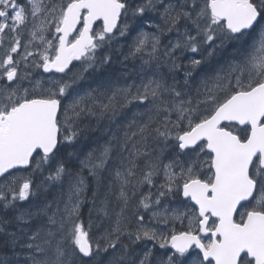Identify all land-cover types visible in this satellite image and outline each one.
I'll use <instances>...</instances> for the list:
<instances>
[{
	"label": "snow or ice",
	"instance_id": "6c2138e0",
	"mask_svg": "<svg viewBox=\"0 0 264 264\" xmlns=\"http://www.w3.org/2000/svg\"><path fill=\"white\" fill-rule=\"evenodd\" d=\"M162 3L163 0H144L139 5L128 0H68L66 4L62 0H24L23 3L0 0V41L5 39V32L17 33L31 24V41L43 45L44 52L26 51L22 60L36 55L42 63H35V68L44 73L62 74L73 61L95 59L90 54L103 47L101 42H110L114 32L126 35L129 15L144 17ZM160 18L161 25L147 27L156 28L161 34L176 33V43L164 52L168 58L177 50L197 53L203 45H212L213 49L226 41L242 45L241 64L228 70L235 79L225 77L226 83L217 80L222 86L209 90L197 104V109L200 104L211 105L210 114L195 123V110L180 102L168 105L161 99L166 93L177 97L181 93L157 81L136 89L135 96L131 95V89L120 90L102 105L106 112L116 110L118 105L127 107L151 101L148 111L152 115L147 122L125 135L124 147L130 144L132 152L127 171L116 173L121 183L118 199L126 207L130 195L135 194L131 189L147 185L156 191H149L139 201L145 211L160 205L164 197L179 194L197 207L198 211L192 214L194 219L189 222L188 230L180 234L169 231L167 235H158L151 227L142 226L143 215L137 216V230L131 233L124 231L117 219L112 233L117 240L105 236L102 238L105 243L101 244L90 235L91 222L85 225L79 219V205L83 200H77L71 207L66 206L59 220L55 215L44 213L53 227L29 237L31 242L26 246L41 254V259H33L32 264H99L102 253L117 248L121 232L133 244L151 242L153 247L167 250L162 252L159 264H188L193 259L191 254H195L198 264H264V0H183L178 7L166 6ZM94 26L98 31H94ZM189 26L193 31L181 33V28ZM49 30L58 39L55 49L45 36ZM148 42L151 43L148 54L155 56L159 51V36L147 34L137 41L133 55L143 53ZM20 51L21 41L16 37L14 45L0 59V177H6L13 169L42 170L46 165L55 164V175L47 179L59 182L66 175L65 167L59 163L60 151L76 143L77 122L81 117L93 114L86 102L89 98L82 97L62 106V97L71 98L72 84L59 79L50 80L46 88L41 81L32 82L29 88L22 87L29 77L21 71V59L14 58ZM200 63L195 60L193 67ZM228 84L233 85V91L222 102L217 101L218 92ZM186 103L191 105V101ZM92 104L95 106V101ZM151 139L175 141L177 150L189 158L207 152L210 155L203 160V165L211 170L210 175L199 176L203 171L199 159H193L186 168L178 164L161 168L158 158H151L148 150ZM110 154L111 148H105L97 158L99 163H93L89 157L86 166L91 175L95 176L96 170L103 168ZM140 159L145 160V170L137 179L136 161ZM160 173L164 183L157 186L153 178ZM83 185V179H77L76 196L83 193ZM32 189V183L25 181L15 194L8 197L0 194V204L7 210L17 202L29 201L34 195ZM100 211L107 216L106 208ZM159 217L160 213L153 212L152 219L158 223L170 219L165 216L161 221ZM176 218L175 214L171 217ZM17 219L27 224L30 217L21 215ZM151 256L149 248L139 264H152ZM124 258L122 253L121 259Z\"/></svg>",
	"mask_w": 264,
	"mask_h": 264
},
{
	"label": "rangeland",
	"instance_id": "374dc122",
	"mask_svg": "<svg viewBox=\"0 0 264 264\" xmlns=\"http://www.w3.org/2000/svg\"><path fill=\"white\" fill-rule=\"evenodd\" d=\"M63 3H67L68 0H62ZM143 3V2H142ZM171 5L172 7H177V4L173 3H167V6ZM161 12L163 11L160 10ZM151 13V12H150ZM52 18L49 17V21ZM132 16L127 19L128 28H127V34L126 35H115L114 38L110 40V42L103 43V47H100L97 49L95 53H91L92 56L96 57L97 53L102 50L103 48H106L108 45H110L109 53L112 54V56L118 60V68L120 71V81H115L116 83L109 86L108 84L100 81L97 82V80H90L86 77L82 76L84 66H76L72 72H70L65 77H49L47 75H38L34 76L35 71H39L40 69L35 68V63H42L40 61L39 57L36 55H33L29 58V60H22V57L26 51H33L37 53H43L44 52V46L41 45L40 47H34L35 43H38L37 41H28L26 42L21 54V71L26 72L28 74L29 79L23 81L22 87L29 88L32 82L35 81H41L42 87L46 88L49 86V81L53 79H59L63 83H71L72 88L69 90L70 96L62 97L61 100L63 101V106H66V104H71L73 100L80 99V98H89L87 99V104L89 108L91 109V112L93 110H97L99 113H105V111L102 110V105L106 104L108 100L113 96V94L117 93L120 90L125 89H131V95H136V89L141 88L143 85L147 84L150 81H157L161 82L166 88L173 89L175 91H178L181 93L179 97L171 95L170 93H166L164 96L161 97L162 100L165 101L166 104L171 105L175 102L184 103L186 107H189L193 110H195V115L193 116V123H195L198 119L203 118L204 116H207L210 114L212 110L211 105L206 104H200L199 108L197 109L198 102L202 101L205 97V94L213 89V88H220L222 85L217 84V80L221 79L223 81V78H227L228 80H234L235 76L229 74V68L233 65H240L241 64V53L237 55L238 59H233L232 61L230 59H225V53L230 50L231 47H238L241 44H237L233 41H226L222 45H218L215 49H213L212 45H203L200 48V51L197 53H191L187 51H181L177 50L176 53L172 54L171 58H168L164 56L165 51H170L172 45H174L177 41V35L175 32L173 33H165L161 34L157 29L149 30L147 28L142 30H136L134 29L136 19H133ZM39 18H37V21ZM144 24H149L146 21H143ZM161 20H156L154 22V25H161ZM32 31V27L29 26ZM180 27V26H178ZM181 33H183L185 30L191 32L193 29L189 26L187 29L181 28ZM98 31V29L96 30ZM6 33V32H5ZM4 33V35H5ZM147 34L149 37L152 36H159V51L156 52L155 56L149 55V50L151 49V43L148 42L145 45V51L143 53H137L133 55L134 48L136 46L137 41L141 38L142 35ZM46 39L50 40L54 46V49L57 44V38L55 37V34L52 30H49L45 33ZM20 36L18 33H15V38ZM215 43V42H214ZM242 46V45H241ZM10 49V46H6L4 48H0V59H3L4 56L7 54L8 50ZM100 53V52H99ZM50 54V53H49ZM228 55H231L228 54ZM19 58V57H17ZM199 58V59H198ZM184 59H186L184 61ZM200 60L201 63L198 67H193V63L195 60ZM97 58H95V61ZM173 61L175 62V67L173 66ZM92 60L85 61L86 65L88 67L91 65ZM29 64L31 67L25 68L24 65ZM247 77H242L241 79H246ZM226 83V81H223ZM233 91V85L228 84L227 87L219 91L217 94V101L222 102V97ZM224 92V93H223ZM35 95H39V92H35ZM92 101H95V106H93ZM187 101H191V105H187ZM151 105V101H149L148 104H138V103H132L127 107H120L117 106L116 110H113L114 112H121L124 111L127 113V116L125 118L126 120V126L123 128L121 132H116L114 136L110 138V144L106 145L104 143L105 148H111V154L110 158L108 159L107 163L103 166V168L96 170L97 174L95 176L90 174L89 167L86 166L87 161H82L79 165L80 167L86 169L89 174L88 178H81V177H75L72 176L71 178H67V174L61 178L59 182H53L49 181L47 177L49 175H55V164L52 165H46L42 170H36L34 167L27 173L24 172H17L12 174L10 177L6 178L3 183L0 186V194L5 195L6 197L11 196L15 194V191L19 186L25 182L30 181L33 185V192L36 188V192H34V195L30 197L29 201H26L24 203L25 207H22V205L19 206H13L12 209L16 210V213L14 214L15 222L17 221L18 225L17 227V233L20 235V238L13 239L15 236L14 232H12L14 229L11 228L12 231H10L8 228H10V224L5 223L4 214H3V207L2 204H0V228L3 230L0 231V237L5 238L10 242V245H15L19 248L24 255L27 256V258L33 261V259L40 260L41 254L35 253L33 249L28 248L26 245L30 243L29 237L41 230L47 231L48 228H43L45 220L46 224L51 227L48 223V215H55L57 217V220H59L63 214H64V204L65 208L71 207V203L76 202L77 200H83V203L79 206H83L84 202L86 201V198L88 196V201L90 203L87 205V213L86 216L81 217L80 220L83 221L85 225H88L90 222L92 224V231L90 235L92 237H95L97 240H100L101 244H104L105 241L102 239L105 236L111 237L112 240H117V236L112 235L114 229L116 228V221L119 219L121 221V227L126 232H134L137 230V216L143 215L146 217V215H150V217L153 215V212L160 213L159 219L161 221L164 220V217L167 216L170 219L167 220L166 223H161V228L158 229L156 226H152L148 223H145L143 226L151 227L153 230H156L158 235L160 233H164L165 235L168 234L169 231L173 233H181L183 231L188 230L189 222L194 219L193 213L198 211V209L191 204L190 201H187L183 199L182 195L175 194L172 196H166L163 199L168 202V205L166 207L167 212H165L163 209H158L160 205L163 203L161 200L160 205L154 206L155 210L145 211L142 207L139 205V201L143 198V196L147 195L149 191H156V188L149 189L147 185L141 186L138 189H131L132 192H134V195H130L129 201L127 206L125 207L123 205V202L118 199L121 189V183L116 178L117 171L123 173L127 171V167L129 164V159H131V152L132 147L131 145H127V147H124V140L126 134H131L135 131L134 125L130 127V125L136 124L142 125L143 124V115H152V113H149L148 109ZM96 111H94L95 113ZM108 112V111H106ZM131 115V117L128 116ZM203 113V115H202ZM161 117L163 116V113L159 114ZM201 115V116H200ZM87 115L82 116L81 119L77 122V131L79 132V137L74 145L65 146L69 149H74V147L77 145L80 135L82 132L81 126L82 122L88 120L86 118ZM137 117V122L133 120L132 117ZM129 118L131 120H129ZM173 119L175 116L173 115ZM85 119V120H84ZM147 119V117H146ZM91 127V128H90ZM94 129H92V126H88L85 131L93 130L95 131V128L98 129V131L101 129V126L97 123L93 125ZM182 127H186L182 125ZM136 140H139V137L135 138ZM97 140V139H96ZM95 140V142H96ZM158 140V139H156ZM98 141V140H97ZM102 141V139L100 140ZM103 142V141H102ZM98 143H96L97 145ZM155 141H153L150 145H154ZM149 145V146H150ZM100 148H97L100 157L103 153V149L101 151L102 143H99L97 145ZM104 148V149H105ZM157 149V153L163 154L162 160L163 165L161 167V164L159 163V160L157 161L161 168L168 164H178L183 167H188L191 165L193 159H199L201 165L203 166V171H200L198 174L201 178H206L207 175H210L211 170L206 167V165H203V160L208 158L210 154L207 152H202L199 154V157H192L189 158L185 153L179 152L175 146V141H167L166 143L163 141V144L161 143L159 148ZM167 149L171 152H167ZM195 151V150H194ZM102 152V153H101ZM97 154V153H96ZM160 155V156H161ZM120 159V160H119ZM169 160H171L169 162ZM142 159L136 161V172H137V179L143 174L145 170V165L141 164ZM59 163L62 164L60 158ZM95 163H99V159H96ZM120 164V165H119ZM36 176H34V175ZM75 177V178H73ZM77 179H83L84 181V191L80 196H76L74 194V185L77 181ZM50 183V188H59V192H55L56 196L54 198L55 201L49 202L47 204V199L42 198V204L43 206H40L38 203L40 197L37 195L38 191L37 189L40 187H43L46 185V183ZM153 182L155 185L158 186L159 183H164V177L163 173H160L153 178ZM106 184V186H105ZM63 187V188H62ZM106 187V188H104ZM115 188V189H113ZM113 189V190H112ZM11 190V191H10ZM44 191V189H41ZM92 191L91 194L89 191ZM117 191V194H115ZM59 193V196H58ZM108 193V196H107ZM140 193V195H139ZM63 195H65L63 197ZM138 198V204H134L133 202H130L132 200H135L137 196ZM32 202V203H31ZM58 204L56 205L55 203ZM130 202V203H129ZM31 203V204H30ZM102 208H108L109 210V216H105L101 213ZM121 208H123V215H120ZM133 208H137V210L140 211V213H136L133 211ZM11 209V208H10ZM9 210V209H7ZM250 209H245V211ZM33 211V212H32ZM47 213L48 215H45L44 213ZM18 213V217L21 215H28L30 217L29 223L24 224L20 223L18 221V217L16 214ZM176 215V219H171L173 215ZM163 216V217H162ZM124 220V221H123ZM145 220H147L145 218ZM171 220V222H170ZM149 221V220H148ZM153 222H156L154 220ZM152 224V223H151ZM49 227V228H50ZM161 231V232H158ZM17 234V236H18ZM15 236V237H17ZM124 238L128 241V236L124 235L123 232L119 234L118 242H117V248L116 249H110L107 253H102L99 257V264H139V261L144 257L146 252L149 248L152 249V264H159V258L162 255L163 251L167 250H160L158 248H155L152 246L151 242H146V248H144V251L142 254L140 253V250L137 251L138 244H133L134 247H136L135 251H123L122 245H125ZM205 240L208 238L205 237ZM129 245V244H128ZM12 246V247H13ZM124 253L125 258L121 259V254ZM193 256V259L188 262V264H198V261L195 259V254H191ZM3 264H12L8 260H4Z\"/></svg>",
	"mask_w": 264,
	"mask_h": 264
},
{
	"label": "trees",
	"instance_id": "16d2710c",
	"mask_svg": "<svg viewBox=\"0 0 264 264\" xmlns=\"http://www.w3.org/2000/svg\"><path fill=\"white\" fill-rule=\"evenodd\" d=\"M241 49L242 46L239 45L238 47H231L229 51H227L225 54V59H230L231 61L233 59H238L237 55L239 53H241ZM109 50L112 49H108V48H103L102 50H100L97 53V56L95 58H97V60L95 61V59H93L91 62V65L88 67V65H86V63L84 64V70L82 73L83 77H86L90 80H97V82H104L106 84H108L109 86L115 84L117 81H120V71L118 68V60L115 59L111 53H109ZM239 52V53H237ZM231 55H228L230 54ZM105 58H107V62H105ZM116 81V82H115ZM229 93L225 94L221 99L223 101V99L228 95ZM94 111H96L94 113ZM92 115H87L86 118L88 120L83 121L82 122V126H81V130L80 132V138L79 141L77 143V145L75 146V149H71L68 150L67 148H63L62 149V153H60V160L62 162V165L65 167L66 170V174H67V178H71L72 176L75 177H81V178H88V174L89 172L80 167V163L82 161H88L89 160V156L92 155V151H91V144L92 141L97 139V140H101L105 141L106 144L111 145L110 143V138L112 136L115 135L116 132H121L123 130V128L126 126V116L127 113H125L124 111L121 112H114L113 110H109L108 112L105 113H99L97 110H93L92 111ZM129 116V113H128ZM131 117V115L129 116ZM147 117V119H146ZM133 120L135 122L136 119H138L137 117H132ZM148 116L147 115H143V123H146L148 120ZM85 120V119H84ZM129 120H131L129 118ZM99 124L101 126V129L98 131L97 128H95V131L93 130H88L85 131L86 128L88 126H92V129H94L93 125L95 124ZM134 125V128L136 129V124H131ZM91 128V127H90ZM88 129V128H87ZM116 138V136H114ZM153 141H155L154 145H150ZM163 144V140L162 139H151L148 141V145H150L148 147V150L152 153V157L153 159H157V161L159 160V163L161 164L162 167V157L163 154L161 155V153H157V149L159 148L160 144ZM167 152L171 153L168 149ZM71 153V154H70ZM161 155V156H160ZM141 164L145 165V160L142 159ZM73 177V178H75ZM106 186V184H105ZM60 188V187H59ZM59 188L55 187V188H50V183L47 182L45 186L40 187L37 189L38 191V195H42L43 198L46 197L47 200H49L51 197H53L54 192H59ZM63 188V187H62ZM106 188V187H104ZM41 189H44V191H42ZM51 191V192H50ZM52 193V194H51ZM46 194V195H45ZM91 194V192H90ZM59 196V193H58ZM65 195H63L64 197ZM108 196V193H107ZM87 202H84L82 211L80 213V217L84 215V213H87V205L90 203V201H88V196L86 198ZM24 202H17V205H21L22 207H25ZM40 206H43L42 201L39 200L38 203ZM48 204V203H47ZM64 209H65V204H64ZM4 211V218L7 224H10V228H8L10 231L11 228H13L14 230L12 232H14L15 236H17V227L16 225H18V223L16 224L14 218L12 216L9 215L8 210L3 209ZM133 211H135L136 213L137 208H133ZM33 212V211H32ZM107 212L109 213V210L107 208ZM86 216V215H85ZM108 216V215H107ZM50 226H48L46 224V220L44 223L43 228H49ZM53 227V226H51ZM41 231H45L44 229ZM13 237V239H11L10 241L12 242V240L16 239V238H20L19 234L17 237ZM8 239V238H7ZM5 239V238H1L0 237V264L2 261L4 260H8L10 263L12 264H32V260L28 259L26 255L23 254V252L16 247L15 245L13 246L12 244L10 245V242ZM13 246V247H12ZM136 247H134L133 245L126 243L125 245H122V250H128V251H135Z\"/></svg>",
	"mask_w": 264,
	"mask_h": 264
},
{
	"label": "flooded vegetation",
	"instance_id": "af4514ba",
	"mask_svg": "<svg viewBox=\"0 0 264 264\" xmlns=\"http://www.w3.org/2000/svg\"><path fill=\"white\" fill-rule=\"evenodd\" d=\"M24 2V0H20V3H23ZM128 2L130 3V4H134V5H139V4H141L142 2H144V0H128ZM167 3H173V4H177V7L180 5V4H182L183 3V0H163V3L162 4H157V6H156V8L153 10V11H151V13L150 12H146V14H145V16L144 17H132L133 19H136L137 21H136V23H135V27H134V29H136V30H142V29H145V28H147V29H149V30H154L155 28H149V27H147V25L148 24H144V23H141V21H146V22H148L149 24H154V22L156 21V20H161V11L160 10H162V9H164L166 6H167ZM130 17V15L126 18V19H128ZM124 17H122V20H121V23H123L124 22ZM132 19V20H133ZM29 26H31V24H27V25H25L21 30H19L17 33H18V35L20 36V41H21V51L19 52V53H17L16 54V57H14V58H17V57H19L20 58V54H21V52H22V50H23V48H24V46H25V44H26V42H28V41H30L31 40V31H30V27ZM97 30V28H95V31ZM53 31V30H52ZM54 32V31H53ZM4 37H5V39H3L2 41H0V43H2L3 44V47L2 48H4V47H6V46H10V47H12L13 45H14V43H15V33H8V32H6L5 33V35H4ZM57 44H58V39H57ZM56 44V45H57ZM41 46V44H39V43H35L34 44V47H40ZM34 76L36 77V76H38V75H47V76H49V77H58V76H55V75H53V74H50V73H44L43 71H42V69H40L39 71H35L34 73ZM62 106H63V101H62ZM94 141V140H93ZM92 141V144H91V151H92V155H91V158L93 159V163H95V161H96V159H97V157L96 156H98L99 155V152H98V150L96 149V151H95V148H96V143H100L101 141H96V143H94ZM102 143V145H103V147H102V149L104 150V144L103 143H105V142H101ZM94 144V145H93ZM108 145V144H107ZM92 146H94V149L92 148ZM97 148H100V147H98L97 146ZM93 152H95V153H93ZM60 153H62V150L60 151ZM97 153V154H96ZM59 158H60V156H59ZM51 200L52 201H55L54 200V198L53 197H51L49 200H48V202H51ZM56 205L58 204V202L57 203H55ZM170 222H171V220H170ZM150 225H152V226H156L158 229H160L161 228V223H156V222H153L152 224H150ZM158 232H161V231H158ZM147 244V243H146Z\"/></svg>",
	"mask_w": 264,
	"mask_h": 264
},
{
	"label": "water",
	"instance_id": "95a60500",
	"mask_svg": "<svg viewBox=\"0 0 264 264\" xmlns=\"http://www.w3.org/2000/svg\"><path fill=\"white\" fill-rule=\"evenodd\" d=\"M95 27V26H94ZM79 30V29H78ZM115 33V32H114ZM113 33V34H114ZM71 38V37H70ZM83 60V58L81 59V60H78V61H82ZM75 62H77V61H73L72 63H71V65L69 66V68L66 70V72H64V73H56V74H59V75H63V74H66L68 71H70L71 70V68H72V66H73V64L75 63ZM31 168V167H30ZM30 168H28V169H24V168H20V169H13L12 170V172H10V173H8L6 176H8V175H10L11 173H13V172H15V171H19V170H24V171H26V170H29ZM5 177H0V182L4 179Z\"/></svg>",
	"mask_w": 264,
	"mask_h": 264
},
{
	"label": "bare ground",
	"instance_id": "6f19581e",
	"mask_svg": "<svg viewBox=\"0 0 264 264\" xmlns=\"http://www.w3.org/2000/svg\"><path fill=\"white\" fill-rule=\"evenodd\" d=\"M223 93H224V92H223ZM202 115H203V113H202ZM200 116H201V115H200ZM95 140H96V139H95ZM95 140L93 141L94 143H96ZM96 141H97V140H96ZM98 141H100V140H98ZM98 141H97V142H98ZM101 142H102V141H101ZM101 142H100V143H101ZM103 142H105V141H103ZM103 144H104V143H103ZM93 145H94V144H93ZM97 145H98V144H97ZM106 145H107V144L105 143V146H106ZM102 146H103V145H102ZM92 148L94 149V146H92ZM96 149H97V146H96V148H95V151H96ZM101 151H102V148H101ZM93 153H95V152H93ZM101 153H102V152H101ZM102 154H103V153H102ZM96 157H97V156H96ZM119 160H120V159H119ZM119 165H120V164H119ZM50 192H51V191H50ZM51 194H52V193H51ZM45 195H46V194H45ZM54 195L56 196L55 192H54ZM54 195H53V196H54ZM55 196H54V197H55Z\"/></svg>",
	"mask_w": 264,
	"mask_h": 264
}]
</instances>
